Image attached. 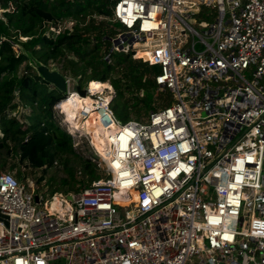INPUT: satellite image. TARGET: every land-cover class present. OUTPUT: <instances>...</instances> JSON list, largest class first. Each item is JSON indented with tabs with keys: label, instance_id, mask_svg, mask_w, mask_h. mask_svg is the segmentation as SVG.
I'll use <instances>...</instances> for the list:
<instances>
[{
	"label": "built area",
	"instance_id": "built-area-1",
	"mask_svg": "<svg viewBox=\"0 0 264 264\" xmlns=\"http://www.w3.org/2000/svg\"><path fill=\"white\" fill-rule=\"evenodd\" d=\"M110 20L111 51L147 54L171 104L124 122L112 84L66 75L54 114L106 177L47 199L0 172V264H264V0H116ZM75 98L78 119L61 106Z\"/></svg>",
	"mask_w": 264,
	"mask_h": 264
},
{
	"label": "trees",
	"instance_id": "trees-1",
	"mask_svg": "<svg viewBox=\"0 0 264 264\" xmlns=\"http://www.w3.org/2000/svg\"><path fill=\"white\" fill-rule=\"evenodd\" d=\"M115 2L0 0V161L5 166L10 158L20 181L26 178V168L45 174L62 164L68 178L51 184V196L78 192L104 174L96 156L76 152L72 135L53 109L66 95L38 75L24 50L78 78L81 86L98 80L92 86L101 84L102 89L111 86L110 81L116 91L111 106L122 121L129 117L143 121L158 109L156 101L165 93L155 79L158 66L134 57L133 52L111 51V39L117 34L110 20ZM65 20L73 21L72 27L58 32Z\"/></svg>",
	"mask_w": 264,
	"mask_h": 264
},
{
	"label": "rangeland",
	"instance_id": "rangeland-1",
	"mask_svg": "<svg viewBox=\"0 0 264 264\" xmlns=\"http://www.w3.org/2000/svg\"><path fill=\"white\" fill-rule=\"evenodd\" d=\"M1 12H2V9H0V14H1ZM102 19H103V17L100 18V20H102ZM212 20H213V18L211 17V15L208 12H206L205 10L202 13H199L193 17L188 18V22L191 25H193V27L201 33L206 28H209L210 24L213 22ZM72 25H73L72 21H66L65 20V21L60 23L59 28L64 29L66 27H72ZM113 51H117V50H113ZM50 67L58 68L57 66H50ZM107 82L110 83L109 81H107ZM86 85H87V82L82 83L83 87H86ZM157 93L160 94V92H157ZM160 98L161 99H159V101L158 100L156 101V105L158 106V109L166 107L167 105L171 104L172 95L169 91H167L165 93H161ZM63 110H65V108H63ZM55 116L57 117L58 121L60 122L59 117L57 115H55ZM132 118L133 117H129L125 121H128ZM75 149H76L77 153H79L83 156H96L97 161L100 160V157L98 158V156L95 154V152L92 149L91 143L89 142V140L86 137L79 139L78 146L75 147ZM2 162L3 161H0V172L11 171V172L16 173V171H17L16 169H11L10 158H8V161H7L8 163H6L5 166H3ZM72 164L75 165V162H72ZM100 168H101L100 169L101 173L105 175L104 170H103L104 167L103 168L100 167ZM42 175H44L43 179L39 180ZM25 176H26V178L22 181L25 183H30V186H32L34 188L36 195L44 196L45 198L50 199L51 193L53 190V189H51L52 188L51 184H54V183L58 184L61 179L68 178V173L65 171L64 166L62 164H57L56 166L50 168L45 174H43V172L40 169L31 170V168H26ZM61 192L65 193L63 191H61ZM55 205H56V202L53 203V206H55Z\"/></svg>",
	"mask_w": 264,
	"mask_h": 264
},
{
	"label": "water",
	"instance_id": "water-1",
	"mask_svg": "<svg viewBox=\"0 0 264 264\" xmlns=\"http://www.w3.org/2000/svg\"><path fill=\"white\" fill-rule=\"evenodd\" d=\"M25 54L29 57L30 65L35 68L38 75L42 77L45 81L51 84L53 87L59 89L65 95L68 92V79L60 70L56 67H50L38 60L34 55L24 50ZM78 91L81 95H85L86 91L80 85L77 86ZM71 197V196H69ZM39 196H36V202H39Z\"/></svg>",
	"mask_w": 264,
	"mask_h": 264
},
{
	"label": "bare ground",
	"instance_id": "bare-ground-1",
	"mask_svg": "<svg viewBox=\"0 0 264 264\" xmlns=\"http://www.w3.org/2000/svg\"><path fill=\"white\" fill-rule=\"evenodd\" d=\"M138 56L147 57V54H145L144 52L139 51L137 53V57ZM109 87H110L109 85L106 86V88H109ZM94 88H100L101 89V84L98 87H94ZM77 101H78V99L75 98V100H71V102L69 100V102L62 103V105H61L63 108H65V111L70 116V118H73V116L74 117L76 116L75 115L76 114V106L78 104ZM76 118L77 117H75V119ZM83 125L92 134L93 143L99 148V150H101L102 153H106L107 152V150H106V140L104 138V135L101 134L102 131L100 130V127L98 126L97 122L92 120V119H88Z\"/></svg>",
	"mask_w": 264,
	"mask_h": 264
}]
</instances>
